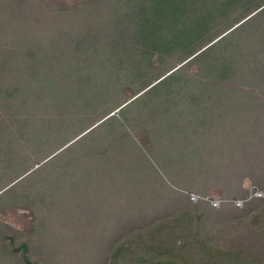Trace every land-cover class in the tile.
<instances>
[{
  "label": "rangeland",
  "instance_id": "rangeland-1",
  "mask_svg": "<svg viewBox=\"0 0 264 264\" xmlns=\"http://www.w3.org/2000/svg\"><path fill=\"white\" fill-rule=\"evenodd\" d=\"M95 1L0 0V224L13 239L9 245L0 237V264H27L22 242L42 264L101 263L108 242L96 243L90 232L110 204L126 206L129 222L199 211L202 236L213 248L251 242L246 217L264 201V16L207 57L154 55L144 71L113 74L121 80L109 88L113 63L94 50L85 53L88 47L48 42L58 31L44 28L60 7L84 4L88 27L106 31L94 24L100 23L95 12L105 9ZM259 1L219 14L209 30L224 33L219 40ZM22 31L44 35L48 44L23 42ZM217 60L237 68L218 88L207 70ZM169 74L175 79L160 92H139ZM107 119L93 138L63 152ZM94 151L98 156L88 157ZM89 158L114 165L115 182L106 176L88 184ZM203 257L198 264H209Z\"/></svg>",
  "mask_w": 264,
  "mask_h": 264
},
{
  "label": "trees",
  "instance_id": "trees-1",
  "mask_svg": "<svg viewBox=\"0 0 264 264\" xmlns=\"http://www.w3.org/2000/svg\"><path fill=\"white\" fill-rule=\"evenodd\" d=\"M254 1L96 0L94 4L98 7L104 6L105 9L103 12H95V20L100 23L94 24L104 26L106 31H96L88 27L91 25L90 21H87L90 9L84 4L59 6L61 9L58 16L50 22L47 21L44 28L50 27L58 31H55V35L49 34L50 39L48 42L67 43L69 46H77L82 49L88 47L85 53L91 49L93 55H95V51L103 55L110 63H113L108 68L110 76L105 82L111 88L113 83L117 84L121 80L113 78V74L144 71L153 64L154 55L160 56L159 58H176L180 56L179 58H182L183 61L193 56L196 58L195 61L207 57L215 49L217 50L219 45L228 41L257 18L263 17L264 0L257 2L258 4L255 8L253 7L254 9L251 7L249 11H245L242 18L236 23L239 24L238 27L231 26L228 31L234 29L219 40L217 39L224 33L219 34L217 37L216 33H211L209 27L212 21L219 14L223 16L233 10L238 12L239 9ZM108 6H113L114 11L111 13L108 11V14L104 15L108 10ZM99 13L101 14L99 15ZM82 18L86 19L82 21ZM28 33L22 31L21 40L23 42L31 45L35 43L36 47L37 43L39 45L48 44L44 35L40 34L33 37L29 36ZM23 60L22 65L24 66ZM223 63H219L217 60L207 67V70L217 77V79L215 78L216 88L219 87V83L226 82L225 79L231 77L232 73L237 71L234 63L229 65ZM181 69L182 67L173 73H179ZM175 75H161L148 84L147 87L141 88L139 92L148 89L142 94L147 96L158 93L170 81L175 79ZM163 76L165 77L163 78ZM97 79L99 80V78ZM109 119L89 131L75 145L73 144L74 146L68 147L63 152L66 153L75 149L90 137L93 138L95 134L106 127V122ZM120 128L123 129L122 124H120ZM125 135L130 138L128 133ZM87 155L95 158L98 153L96 155L95 151L88 152ZM99 160L105 161V159ZM87 161L84 170L88 175L86 177L88 184L94 186L96 183L99 184L102 178L104 180L107 177L109 182H115L113 175L109 174L115 168L114 165H102L100 167L91 158ZM81 181L76 182L74 186L82 184ZM91 190L89 189L90 195L92 194ZM99 190L95 193L99 194L101 192ZM103 192L106 191L103 190ZM108 192L115 191L108 190ZM120 193L124 195L127 191H120ZM68 194L71 193L68 192ZM116 197L118 198V194L107 196V199L117 200ZM100 198L101 196L97 195L87 199ZM259 208L260 210L257 209L254 215L246 217L249 220L247 226L252 227L250 232H247L246 238L251 242L246 244H240L239 242L240 245L228 247L227 249H221L217 245L216 248H213L204 239L202 236L203 225H201L203 218L199 211L193 213L180 212L160 217L149 215L142 221L129 222L128 220L124 221L126 216L130 215V210L126 206L123 207L124 210H121L119 206L110 204L107 209L100 210L104 220H102L103 222L95 221L92 227L97 226V228L92 230L90 235L96 239V243H99L100 240L108 242V252L106 251L103 259L101 258L103 264H198L200 259L197 262V258L202 255L204 261L209 264H264V201L259 205ZM7 228L0 224V237L5 238L9 245H13V239L10 237L11 234L7 231ZM111 237H115V239H111ZM241 240L242 236H239L238 241ZM18 248L22 249L24 261L27 264H42L29 258V244L27 242H22ZM102 262L97 264H102Z\"/></svg>",
  "mask_w": 264,
  "mask_h": 264
},
{
  "label": "built area",
  "instance_id": "built-area-1",
  "mask_svg": "<svg viewBox=\"0 0 264 264\" xmlns=\"http://www.w3.org/2000/svg\"><path fill=\"white\" fill-rule=\"evenodd\" d=\"M255 197H263V194L261 193V192H259V191H257L256 193H255ZM239 204V203H238ZM241 204V203H240Z\"/></svg>",
  "mask_w": 264,
  "mask_h": 264
},
{
  "label": "water",
  "instance_id": "water-1",
  "mask_svg": "<svg viewBox=\"0 0 264 264\" xmlns=\"http://www.w3.org/2000/svg\"><path fill=\"white\" fill-rule=\"evenodd\" d=\"M237 27V26H236Z\"/></svg>",
  "mask_w": 264,
  "mask_h": 264
}]
</instances>
